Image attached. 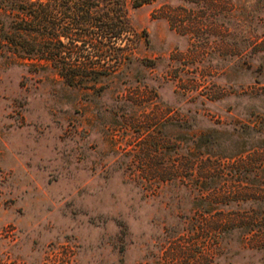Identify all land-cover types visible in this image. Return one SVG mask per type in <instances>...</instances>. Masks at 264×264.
<instances>
[{"label":"rangeland","instance_id":"obj_1","mask_svg":"<svg viewBox=\"0 0 264 264\" xmlns=\"http://www.w3.org/2000/svg\"><path fill=\"white\" fill-rule=\"evenodd\" d=\"M42 1L40 53L0 0V260L264 264V0Z\"/></svg>","mask_w":264,"mask_h":264},{"label":"trees","instance_id":"obj_2","mask_svg":"<svg viewBox=\"0 0 264 264\" xmlns=\"http://www.w3.org/2000/svg\"><path fill=\"white\" fill-rule=\"evenodd\" d=\"M147 0H130V7L136 8L143 4ZM17 5L21 11L26 10V13L28 15V20L21 19L18 21L17 27L15 28L16 37L20 41L19 44H16L15 47H18V49H27L29 51H35L42 53L45 45L43 42H34L30 44L28 40L24 39L22 36L24 32H31V33H39L43 29V21H44V15H45V4L42 0H17ZM106 5L108 4V0H105L104 2ZM115 2L111 4L114 5ZM83 5H92V2H86L83 1ZM25 6H28L29 8H25ZM117 11H121L120 7L119 9H115ZM4 11V10H3ZM42 55V54H41ZM37 56L33 58H23L21 62L19 63L22 66H26L27 68H31V71H41L44 70V62L45 58L43 56ZM66 69L71 71H74L78 68L76 62L73 60L71 62H67ZM78 79L75 75L69 74L67 76V85L68 86H74L78 84ZM0 264H15L11 261H1Z\"/></svg>","mask_w":264,"mask_h":264}]
</instances>
